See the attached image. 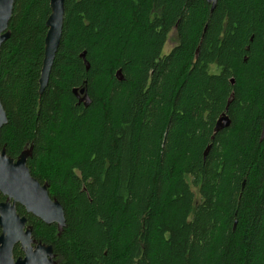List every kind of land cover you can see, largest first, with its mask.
<instances>
[{"label":"trees","instance_id":"1","mask_svg":"<svg viewBox=\"0 0 264 264\" xmlns=\"http://www.w3.org/2000/svg\"><path fill=\"white\" fill-rule=\"evenodd\" d=\"M50 14L16 0L0 146L63 205L62 264H264V0H65L40 95Z\"/></svg>","mask_w":264,"mask_h":264},{"label":"water","instance_id":"2","mask_svg":"<svg viewBox=\"0 0 264 264\" xmlns=\"http://www.w3.org/2000/svg\"><path fill=\"white\" fill-rule=\"evenodd\" d=\"M211 5V12L216 8L218 0H206ZM16 0H0V50L2 45L11 37L9 23L11 21ZM51 14L46 22L47 35L45 38L44 60L39 80V94L43 95L48 87L52 68L58 53L63 35L65 0H50ZM84 51L80 57L84 60L86 69H90V64ZM121 75V71L117 76ZM235 80H232V84ZM73 94L78 100V104L89 107L92 99L89 95L88 86L85 83L80 88H74ZM229 103L225 112L217 120L214 135L229 128L232 124L230 116L227 114ZM9 122L7 112L0 98V140L1 130ZM214 138V136H213ZM261 141H264V122L262 126ZM211 146L209 145L204 152V159L207 158ZM30 152L25 150L17 160L9 157L5 148L0 146V191L8 196V200L22 204L29 213H32L41 219L47 225L57 224L60 230L66 227V215L63 205L57 199H53L48 191V184H42L36 179L28 167ZM8 203L4 204L7 210L12 209L13 219L5 215L2 219L5 233L0 238V264H42L33 256L26 259L15 261L13 258V248L17 240L15 222H18V216L15 214V208ZM9 216V217H8ZM24 220H22L23 222ZM41 247V246H40ZM38 247V249L40 248ZM48 255L53 258L52 248L49 247ZM51 261V260H50ZM52 262V261H51Z\"/></svg>","mask_w":264,"mask_h":264},{"label":"flooded vegetation","instance_id":"3","mask_svg":"<svg viewBox=\"0 0 264 264\" xmlns=\"http://www.w3.org/2000/svg\"><path fill=\"white\" fill-rule=\"evenodd\" d=\"M8 201V196L0 191V238H2L5 233L4 226L2 224L4 216L9 215L13 219L11 212L12 209L7 210L4 206V204L8 203ZM9 203L11 207L15 208V214L19 219V221L14 224L16 237L19 239L13 248L14 260H23L31 255L42 264H62L59 252L51 242L46 240L48 231H46V229L43 231L41 226L36 221V219H41L32 213H29L22 204L18 202L15 203L13 200H10ZM22 220L24 221L22 222ZM55 225L57 232L55 233L58 236H61L63 230H60L57 224ZM38 247L40 248L38 249ZM49 247L52 248V253L54 255L53 258L51 255H48Z\"/></svg>","mask_w":264,"mask_h":264},{"label":"rangeland","instance_id":"4","mask_svg":"<svg viewBox=\"0 0 264 264\" xmlns=\"http://www.w3.org/2000/svg\"><path fill=\"white\" fill-rule=\"evenodd\" d=\"M174 32H171L170 36H169V40L164 48V54H168L172 49L173 47L175 46V41H174ZM189 181H191L189 179ZM193 192L195 193V196H196V199L199 200L200 199V196H199V193H198V188L196 187H193Z\"/></svg>","mask_w":264,"mask_h":264}]
</instances>
